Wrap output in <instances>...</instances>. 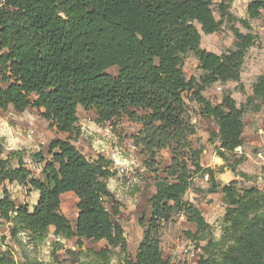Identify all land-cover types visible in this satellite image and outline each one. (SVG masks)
<instances>
[{
	"label": "trees",
	"instance_id": "obj_1",
	"mask_svg": "<svg viewBox=\"0 0 264 264\" xmlns=\"http://www.w3.org/2000/svg\"><path fill=\"white\" fill-rule=\"evenodd\" d=\"M212 4L213 0H6L0 8V111L9 106L17 112L35 108L56 132L67 134L50 140L47 155H32L42 164V177L24 166L22 153H14L15 166L8 156L0 157V219L9 224L11 239L20 242L18 234L27 232L42 240L53 227L55 235L74 238L77 247L84 240L105 241L92 253L95 264H110L115 248L126 251L123 227L113 220L119 214L118 201L106 182L114 175L113 163L103 155L90 160L73 143L80 135L79 105L94 110L97 123L124 117L140 125L131 138L152 173L154 192L148 199L147 224L139 219L145 230L137 253L123 264H170L162 254L160 230L161 222L175 213L196 226V231H187L188 238L206 241L197 264H264V189H240L236 180L221 185L216 171L201 165L202 149L193 147L190 138L195 126L186 93L201 116L215 122L218 156L224 160L244 145L245 110L264 106L262 75L239 107L228 92L217 104L202 95L213 83L240 82L247 49L257 41V35L231 25L234 49L217 54L202 48L197 24L204 34L219 31L224 18L249 27L246 19L227 13L222 3L220 19H215ZM246 12L264 26V0H251ZM188 53L203 72L199 80L184 75ZM113 67L115 75L108 73ZM161 150L170 155L164 167L157 159ZM242 160L229 169L235 171ZM197 174L207 175L210 193L219 189L223 194L226 208L218 239L201 210L183 199ZM5 183L36 191L32 210L25 203L16 204ZM66 192L77 198L74 226L60 211ZM107 200L112 211L105 206ZM2 245L0 241V264H14L11 250ZM24 261L44 264L29 255Z\"/></svg>",
	"mask_w": 264,
	"mask_h": 264
},
{
	"label": "rangeland",
	"instance_id": "obj_2",
	"mask_svg": "<svg viewBox=\"0 0 264 264\" xmlns=\"http://www.w3.org/2000/svg\"><path fill=\"white\" fill-rule=\"evenodd\" d=\"M250 1L213 0L212 4L215 19H220L219 8L222 3L227 13L246 19L248 28L237 21H228L224 18L219 31L204 34L197 24L201 34V47L217 54L234 49L235 39L230 29L231 25L237 27L242 33L250 32L257 35L255 45L247 49L243 59L240 82H216L207 86L202 92V95L212 104L219 103L222 94L228 92L239 107L251 94V86L256 78L260 75L264 76V26L260 19L249 18L246 9ZM182 70L187 79L195 77L199 80L203 74L191 53L185 56ZM116 72L115 67L108 69L111 75H115ZM185 102L189 118L195 126V134L190 137L192 145L202 149L201 165L214 169L215 178L221 185L236 180L237 187L240 189L252 186L264 189V106L259 111H253L251 107L245 110L242 117L244 145L238 147L235 152L227 153V158L224 160L218 156L219 143L215 134L217 130L215 122L211 118L201 116L198 105L190 99L189 93L185 94ZM77 116L80 135L73 141L76 148L90 160L103 155L113 163L114 175L106 182L108 189L118 201L119 214L113 216V220L122 225L127 248L125 252L119 248L113 249L110 254V264H123L125 259H133L137 253L138 244L145 230V227L139 224V219L147 224L150 214L148 199L154 192L152 173L144 166V157L140 148L133 145L131 138L140 125L124 117L112 123H97L94 110L85 111L79 105ZM55 137L66 138L67 134L56 132L48 121L39 116L35 108L28 107L23 112H17L9 106L6 110L0 111V143L2 145L0 157L8 156L11 164L15 166V155L22 153L23 162L27 157L32 159L29 169L35 177H42V164L36 162L32 155L38 151L46 154L47 145ZM240 157H243V160L236 166L235 171L230 170L228 165L235 163ZM157 159L160 167H164L170 162L169 152L161 150ZM117 160L125 163L123 171H119ZM222 167L223 172L218 173L217 170ZM5 185L16 204L25 203L28 209L32 210L38 198L36 191L29 186L16 183H5ZM210 185L207 175L197 174L183 199L192 202L201 210L205 220L211 225L212 236L218 239L226 204L219 189L213 193L208 191ZM1 195L2 185H0V197ZM76 203L77 198L72 192H66L61 196L60 211L69 219L72 226L75 225L77 216ZM105 206L112 211V203L109 200L106 201ZM8 227L9 224L0 219V241H3L1 249L11 250L14 264H24V255L36 257L44 264H95L93 251H98L106 244L105 241L84 240L82 246L77 247L74 244V238L67 239L55 235L53 227L49 228L42 240H34L29 233L20 232L18 234L20 242H16L11 239ZM187 231H196V226L187 222L182 214L175 213L168 222H161L160 247L163 256L168 258L170 263H176L179 260L181 247L189 243L200 247L198 257L201 255L202 246L206 241L197 242L188 238ZM204 236L207 237L205 233ZM196 260L198 259H193V261Z\"/></svg>",
	"mask_w": 264,
	"mask_h": 264
},
{
	"label": "built area",
	"instance_id": "obj_3",
	"mask_svg": "<svg viewBox=\"0 0 264 264\" xmlns=\"http://www.w3.org/2000/svg\"><path fill=\"white\" fill-rule=\"evenodd\" d=\"M6 5V0H0V8L4 7ZM30 132H29V136H30ZM32 159L30 158H25L24 159V166L27 167L29 169V166H31L32 164ZM125 163L123 162H119L117 160V166L119 168V171H123L124 170V165ZM30 170V169H29ZM200 247H196L194 244H187V245H183L181 247V252H180V258L176 263L171 262L170 264H191L192 262H194V264H197V260L193 261V259H198V253L200 252Z\"/></svg>",
	"mask_w": 264,
	"mask_h": 264
},
{
	"label": "crops",
	"instance_id": "obj_4",
	"mask_svg": "<svg viewBox=\"0 0 264 264\" xmlns=\"http://www.w3.org/2000/svg\"><path fill=\"white\" fill-rule=\"evenodd\" d=\"M82 152V151H81ZM84 154V153H83Z\"/></svg>",
	"mask_w": 264,
	"mask_h": 264
}]
</instances>
